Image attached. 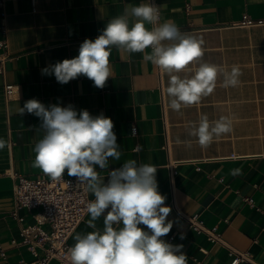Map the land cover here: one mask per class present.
<instances>
[{
	"label": "crops",
	"instance_id": "crops-1",
	"mask_svg": "<svg viewBox=\"0 0 264 264\" xmlns=\"http://www.w3.org/2000/svg\"><path fill=\"white\" fill-rule=\"evenodd\" d=\"M146 2L36 0L33 7L31 0H4L8 59L4 75L0 74V139L7 146L0 150V247L5 253L0 264H35L36 259L21 241L20 229L35 222L39 209L15 207L11 176L48 177L32 167L33 147L43 132L38 117L20 113L30 99L46 107L72 104L77 112L88 110L112 119L122 155L119 161L110 160L107 170L97 168L105 183L108 172L129 159L158 167V190L172 209L167 219L173 227L165 237L173 240L166 242L182 244L188 264H229L232 257L226 245L247 250L264 264V0H157L161 22L172 21L204 41L200 62L228 71L236 65L242 72L237 87L225 88L220 75L212 94L180 112L169 107L168 76L140 53L113 48V75L103 89L84 76L61 85L54 75L41 74L46 67L76 57L80 44L94 40L127 5ZM244 15L252 23L240 24ZM5 82L16 85L7 101ZM201 114L210 121L230 117L233 131L201 148L189 135ZM177 137L182 143H176ZM235 169L241 172L233 175ZM192 214L215 228L224 242L211 241L206 233L190 228L186 216ZM89 218L86 214L70 235L71 247L75 234L93 230L87 226ZM96 224L103 227V215ZM43 227L49 229L47 224ZM49 264L62 263L52 259Z\"/></svg>",
	"mask_w": 264,
	"mask_h": 264
},
{
	"label": "clouds",
	"instance_id": "clouds-1",
	"mask_svg": "<svg viewBox=\"0 0 264 264\" xmlns=\"http://www.w3.org/2000/svg\"><path fill=\"white\" fill-rule=\"evenodd\" d=\"M203 45L202 39L181 31L174 22H161L160 6L149 0L127 5L123 14L110 19L94 40L85 39L80 44L76 57L46 67L41 74L54 75L61 85L84 76L94 87L103 89L113 75V48L130 55L140 53L168 76L169 107L180 112L212 94L220 75L225 88L237 87L241 82L239 66L233 65L228 71L220 65L200 62L205 54ZM182 72L191 74L182 76ZM24 112L41 120L39 131L43 132L33 147L32 167L53 182L61 180L67 170L94 197L86 204L90 216L87 226L93 230L75 234V243L69 249L70 264H188L182 244L162 239L173 222L167 219L172 211L165 204L167 197L158 190V167L129 159L108 172L106 183L97 171L107 170L110 160L119 161L122 155L111 118L102 113L93 116L88 110L77 112L72 104L46 107L36 99L25 102L20 110ZM232 131L230 117L210 121L207 114H201L198 125L190 126L189 135L206 149ZM176 143H182L179 137ZM6 146L7 141L0 139V150ZM240 172L235 169L232 174ZM102 215L103 227L99 228L96 222ZM180 238L184 239L183 234Z\"/></svg>",
	"mask_w": 264,
	"mask_h": 264
},
{
	"label": "built area",
	"instance_id": "built-area-1",
	"mask_svg": "<svg viewBox=\"0 0 264 264\" xmlns=\"http://www.w3.org/2000/svg\"><path fill=\"white\" fill-rule=\"evenodd\" d=\"M149 2V0H146ZM36 0H31L34 7ZM157 5V0H152ZM240 24L252 23V19L244 15ZM7 18L4 11V0H0V74L4 75L5 61L7 55ZM4 97L9 100L16 85L4 83ZM133 128V132H135ZM13 183V195L15 207H25L27 209L38 208L34 215L35 222L20 229L21 241L27 244L28 249L36 257L35 264H49L52 259H56L62 264H70L69 249L71 246L68 239L76 229L81 220L84 219L86 204L91 198L85 191L84 185L80 184L76 177L63 175L59 181H51L49 177H30L24 174H11ZM246 200L250 201L249 198ZM12 215L16 216L13 211ZM190 228L197 233H206L212 241H222L215 228H208L204 225L196 214L187 215ZM20 220L21 218L18 217ZM47 224L46 230L43 225ZM165 241L173 240L172 237H162ZM15 243V239L12 240ZM225 244V243H223ZM229 257L232 260L229 264H258L247 250H237L230 245H226ZM41 251L42 255L39 254ZM0 247V255H4Z\"/></svg>",
	"mask_w": 264,
	"mask_h": 264
}]
</instances>
